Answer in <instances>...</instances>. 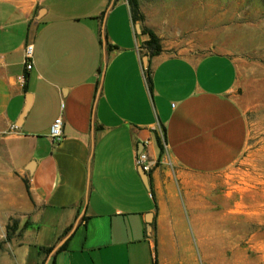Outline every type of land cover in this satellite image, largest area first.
Masks as SVG:
<instances>
[{
  "label": "crops",
  "instance_id": "0c3cea01",
  "mask_svg": "<svg viewBox=\"0 0 264 264\" xmlns=\"http://www.w3.org/2000/svg\"><path fill=\"white\" fill-rule=\"evenodd\" d=\"M136 24L127 0H0V264L208 256L203 180L231 168L248 139L237 64L217 51L150 55ZM142 151L160 161L148 184Z\"/></svg>",
  "mask_w": 264,
  "mask_h": 264
},
{
  "label": "rangeland",
  "instance_id": "374dc122",
  "mask_svg": "<svg viewBox=\"0 0 264 264\" xmlns=\"http://www.w3.org/2000/svg\"><path fill=\"white\" fill-rule=\"evenodd\" d=\"M167 55L217 51L238 68L233 90L248 139L229 169L203 180L209 254L196 264H264V0H138L133 13Z\"/></svg>",
  "mask_w": 264,
  "mask_h": 264
},
{
  "label": "built area",
  "instance_id": "2783aa9c",
  "mask_svg": "<svg viewBox=\"0 0 264 264\" xmlns=\"http://www.w3.org/2000/svg\"><path fill=\"white\" fill-rule=\"evenodd\" d=\"M23 57H24V65L25 70L30 71L33 68V45L31 43H26L23 48ZM18 79L23 82L24 76L21 75L18 77ZM62 126H63V120L62 117H57L52 125L50 126L49 130V138L52 143L60 142L62 139ZM161 142L162 148L165 146V139H164V133L162 130L159 131L157 136ZM160 161L159 160H151L148 153L145 151H142L138 153L135 163L136 166L141 168L143 172L147 175V177L152 173L154 168L158 165Z\"/></svg>",
  "mask_w": 264,
  "mask_h": 264
},
{
  "label": "trees",
  "instance_id": "16d2710c",
  "mask_svg": "<svg viewBox=\"0 0 264 264\" xmlns=\"http://www.w3.org/2000/svg\"><path fill=\"white\" fill-rule=\"evenodd\" d=\"M127 2L130 7L132 20L133 22H137L138 19L133 16V13L138 11V0H127ZM141 32L142 34H146L148 36V40L144 42V47L147 49L148 53L150 55H158L161 52V47H160L157 36L150 30L141 29ZM162 131L164 133V129H162ZM157 144H158L160 151H162L163 148H162L161 142L158 137H157ZM17 227H18L17 220H12L11 224H8L6 226L5 240L8 241L12 237V235L17 230ZM51 250L52 248H48L45 250V252L48 253Z\"/></svg>",
  "mask_w": 264,
  "mask_h": 264
},
{
  "label": "water",
  "instance_id": "95a60500",
  "mask_svg": "<svg viewBox=\"0 0 264 264\" xmlns=\"http://www.w3.org/2000/svg\"><path fill=\"white\" fill-rule=\"evenodd\" d=\"M136 29L138 30V32H141V28H140V25L139 24H136ZM144 62L147 63V56L144 57ZM140 174L142 176V179L144 180V182H146L148 184V177L147 175L143 172V170L140 168ZM62 244V241L59 243L58 246H60ZM56 248L53 250L55 251Z\"/></svg>",
  "mask_w": 264,
  "mask_h": 264
}]
</instances>
